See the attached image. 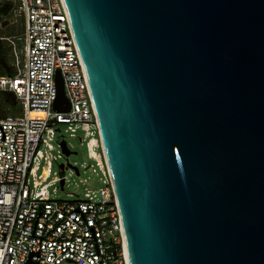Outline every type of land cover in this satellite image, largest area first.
<instances>
[{"label": "water", "instance_id": "water-1", "mask_svg": "<svg viewBox=\"0 0 264 264\" xmlns=\"http://www.w3.org/2000/svg\"><path fill=\"white\" fill-rule=\"evenodd\" d=\"M63 1L127 264H264V0Z\"/></svg>", "mask_w": 264, "mask_h": 264}, {"label": "built area", "instance_id": "built-area-1", "mask_svg": "<svg viewBox=\"0 0 264 264\" xmlns=\"http://www.w3.org/2000/svg\"><path fill=\"white\" fill-rule=\"evenodd\" d=\"M0 3L10 4L1 22L20 29L16 39L22 45L19 60L16 41L7 39L15 73L0 76V92H12L20 106L19 114L0 116V264H127L120 212L64 1ZM57 71L69 103L66 111L53 109ZM58 123L71 131L79 126L85 136L97 133L87 147L106 177L98 194L87 190L83 199L50 198L48 185L65 181L45 182ZM62 142L67 149L64 140L57 146L62 148Z\"/></svg>", "mask_w": 264, "mask_h": 264}, {"label": "rangeland", "instance_id": "rangeland-1", "mask_svg": "<svg viewBox=\"0 0 264 264\" xmlns=\"http://www.w3.org/2000/svg\"><path fill=\"white\" fill-rule=\"evenodd\" d=\"M20 35L19 29L10 28L8 25H1L0 37L1 40L8 42L7 39L16 41L18 59H22V45L20 40L16 38ZM11 61L13 63V55L11 53ZM56 130L53 139L54 160L50 166L49 176L45 182L51 183L54 178L65 177V181L61 188L60 181L56 179L47 189L50 194V198L56 200H71L78 197L84 198V193L89 190L95 193H99L100 188L106 185V177L103 175L101 168L97 164V161L90 156L87 142L91 136H97L95 131L88 136H85V131L79 126L71 131L67 128V124L58 123L55 125ZM64 140L66 147L70 152L66 155L62 148L57 146L60 141ZM94 151L98 153L100 149L94 147ZM59 155V156H58ZM64 165V169H60V165ZM75 167L78 173L75 172ZM63 264H75L73 262H64Z\"/></svg>", "mask_w": 264, "mask_h": 264}, {"label": "trees", "instance_id": "trees-1", "mask_svg": "<svg viewBox=\"0 0 264 264\" xmlns=\"http://www.w3.org/2000/svg\"><path fill=\"white\" fill-rule=\"evenodd\" d=\"M10 9V4L0 3V23L4 25V22H1V16L6 15ZM20 31V29H19ZM10 43L9 41H3L0 39V76H13L15 73L14 66L11 61V52H10ZM20 113V106L16 100L14 94L9 91L0 92V116L5 115H16Z\"/></svg>", "mask_w": 264, "mask_h": 264}]
</instances>
